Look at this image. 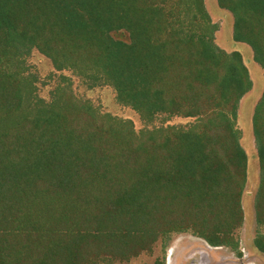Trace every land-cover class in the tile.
<instances>
[{"label": "trees", "instance_id": "1", "mask_svg": "<svg viewBox=\"0 0 264 264\" xmlns=\"http://www.w3.org/2000/svg\"><path fill=\"white\" fill-rule=\"evenodd\" d=\"M217 4L264 70V0ZM121 29L128 42L111 36ZM212 30L203 0H0L1 47L24 43L56 70L99 75L142 117L201 121L200 132L136 136L130 122L103 119L59 86L48 102L29 99L28 119L13 123L20 81L0 71V264L126 260L173 231L230 243L247 172L236 112L252 82L241 54L219 49ZM251 128L263 225L264 90Z\"/></svg>", "mask_w": 264, "mask_h": 264}, {"label": "rangeland", "instance_id": "2", "mask_svg": "<svg viewBox=\"0 0 264 264\" xmlns=\"http://www.w3.org/2000/svg\"><path fill=\"white\" fill-rule=\"evenodd\" d=\"M212 25L213 43L229 53L237 51L248 70L252 86L238 103L235 127L239 143L247 155L246 182L241 194L243 222L230 236L229 244H209L204 237L191 231H173L159 234L148 251H142L126 260L110 257L97 258L92 264H264V251L255 246L258 237L264 242V224H258L254 212V196L258 186L259 168L251 117L264 90V70L253 59L249 45L232 37V14L218 6L217 0H203ZM114 39L128 42V33L121 29L111 33ZM7 40L0 46V71L14 75L20 81L21 102L15 119H28V100L48 102L64 87L82 103L89 105L103 119L114 118L130 122L136 136L156 132L158 137L172 136L178 131H201V121L194 117L155 113L142 117L129 106L118 101L110 85L99 82L89 73L76 75L70 70H56L51 60L37 49L21 43L9 47ZM12 46V45H11ZM103 81L102 78H99ZM27 116H23L26 115ZM105 117V118H104ZM14 127H20L13 125ZM22 211L28 215V201Z\"/></svg>", "mask_w": 264, "mask_h": 264}]
</instances>
